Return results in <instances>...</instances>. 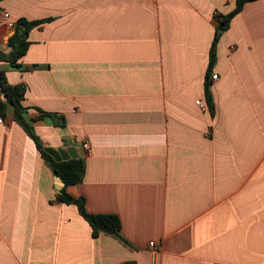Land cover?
<instances>
[{"label":"crops","instance_id":"0c3cea01","mask_svg":"<svg viewBox=\"0 0 264 264\" xmlns=\"http://www.w3.org/2000/svg\"><path fill=\"white\" fill-rule=\"evenodd\" d=\"M235 5L0 0V46L20 19L41 21L20 67L0 61L26 86V121L44 147L76 149L84 174L67 193L118 215L129 243L95 236L75 203L57 199L65 184L9 105L0 264H153L150 241L160 264H264V0L247 1L220 37L213 113L205 95L216 13Z\"/></svg>","mask_w":264,"mask_h":264},{"label":"trees","instance_id":"16d2710c","mask_svg":"<svg viewBox=\"0 0 264 264\" xmlns=\"http://www.w3.org/2000/svg\"><path fill=\"white\" fill-rule=\"evenodd\" d=\"M251 0H236V5L230 12L216 13L218 19V26L216 28L214 40L210 49L209 66L206 73V87L205 95L209 108L212 113L214 111L213 96L210 89V75L212 73L213 65L216 61L217 46L220 37L226 31L232 18L237 15L244 4ZM41 21H28L20 19L16 24L15 31L10 37V45L12 50L5 53L0 50V61H8L14 67H20V59L25 55L29 47V33L32 28L39 25ZM26 93V86L24 84H10L8 82L6 72L0 70V116L6 117L9 105L14 109V120L24 127L26 132L35 141L42 156L51 161L56 169L58 175L61 177L65 186L60 190L57 199L65 203H75L82 216L90 223L93 234L95 236L100 233L111 234L124 243L129 244L121 234V220L118 215L113 213H91L86 210L85 199L83 197L75 198L67 193L66 187L68 185L80 183L84 174V161L82 158H71L66 161H55L53 157L45 150L40 137L36 134L34 127L25 119L24 113L27 107L23 105V98ZM51 116L55 123L65 124V117L54 113L45 112Z\"/></svg>","mask_w":264,"mask_h":264},{"label":"water","instance_id":"95a60500","mask_svg":"<svg viewBox=\"0 0 264 264\" xmlns=\"http://www.w3.org/2000/svg\"><path fill=\"white\" fill-rule=\"evenodd\" d=\"M0 49L4 52H8L12 50L11 45L8 43L5 46H0ZM45 150L53 157L55 161H66L71 158H78V153L74 147L67 148H53V147H45ZM48 166L51 168L53 174L55 175L58 185L63 186L65 183L62 181L61 177L58 175L54 165L51 161H47Z\"/></svg>","mask_w":264,"mask_h":264},{"label":"built area","instance_id":"2783aa9c","mask_svg":"<svg viewBox=\"0 0 264 264\" xmlns=\"http://www.w3.org/2000/svg\"><path fill=\"white\" fill-rule=\"evenodd\" d=\"M4 17L9 18V14L5 13ZM9 25H13V23H9ZM218 75L214 74L213 79H216ZM196 104L199 105L201 108L206 107V103L202 101L201 99L196 100ZM0 122H2V118H0ZM83 147L85 150H89L90 146L87 142L83 144ZM151 253H152V259H153V264H160V254H161V249L157 245L155 241H150L149 243Z\"/></svg>","mask_w":264,"mask_h":264}]
</instances>
